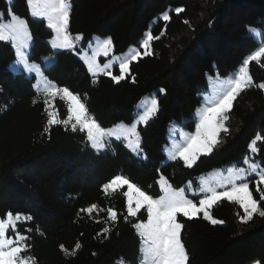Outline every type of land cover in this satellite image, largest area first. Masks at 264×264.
Returning <instances> with one entry per match:
<instances>
[{"label":"trees","instance_id":"16d2710c","mask_svg":"<svg viewBox=\"0 0 264 264\" xmlns=\"http://www.w3.org/2000/svg\"><path fill=\"white\" fill-rule=\"evenodd\" d=\"M9 11L26 22L28 60L76 96L100 127L131 124L143 96L155 91L157 100L156 114L138 127L144 159L114 139L95 150L67 120L65 101L36 91L34 76L11 70L15 49L0 40V218L22 216L16 232L29 264H141L136 224L147 211L128 215L126 186L107 188L115 178L157 198L160 178L177 191L189 182L195 188L201 175L243 165L252 143L253 160L264 167V56L249 62L251 83L225 112L210 153L186 166L179 158L165 162L163 152L169 125L194 131L208 77H227L255 51L249 29L264 38V0H71L66 32L76 47L109 38L119 55L150 32L149 54L131 61L119 81L90 75L69 49L53 51L52 31L30 16L27 0H0V22ZM248 181L256 204L250 217L226 199L209 208L211 220L176 216L186 264H264V179Z\"/></svg>","mask_w":264,"mask_h":264},{"label":"rangeland","instance_id":"374dc122","mask_svg":"<svg viewBox=\"0 0 264 264\" xmlns=\"http://www.w3.org/2000/svg\"><path fill=\"white\" fill-rule=\"evenodd\" d=\"M12 0H6L10 5ZM71 0H27L30 16L36 20H44L52 31L50 46L53 51L69 49L81 59L90 75L111 76L115 81L123 79L128 73L131 61L149 54L151 35L147 31L140 46H131L124 53H112L109 38L93 36L85 48L75 46L73 38L66 32L68 12ZM167 19V14L162 15ZM250 35L258 46L248 55L238 69L225 78L208 77L209 88L202 94L200 106L195 111L196 125L194 131H188L177 123L168 127L167 143L163 146L165 162L181 159L186 166H191L195 160L210 153L216 142L218 133L224 129V114L227 112L235 96L246 86L251 78L248 72L250 61L264 56V38L254 28L249 29ZM77 41L79 35H74ZM0 40L11 42L16 53V60L11 65L13 72H24L27 77L34 76V89L56 96L68 105V121L73 127L86 132L90 146L101 150L107 140L114 139L123 142L126 148L137 158L144 159L145 154L140 148L138 127L150 121L157 112L156 92L143 96L135 105L134 120L131 124H118L109 128L100 127L88 115L81 101L68 90L59 88L49 81L37 63L28 60L27 51L30 47V35L25 20L9 11V19L0 22ZM80 41V40H79ZM78 48V50H76ZM53 60L46 58L45 64ZM117 67L119 74H113ZM250 154L243 165L230 166L225 169L210 171L197 178V187L187 183L177 191L160 178L161 195L151 198L139 191L123 178H115L108 189H118L126 186V210L128 215L135 216L141 209L147 211V220L136 224V230L141 238V264H186L183 247L179 239L180 226L176 216L181 214L191 218L202 215L211 220L209 208L221 199L238 203L246 217L255 211L256 204L249 190L248 178L264 179V167L254 162L256 147L252 143ZM191 197H195L191 199ZM22 216L8 214L0 218V264H29L22 256L23 237L16 232V222ZM256 264V263H255Z\"/></svg>","mask_w":264,"mask_h":264}]
</instances>
